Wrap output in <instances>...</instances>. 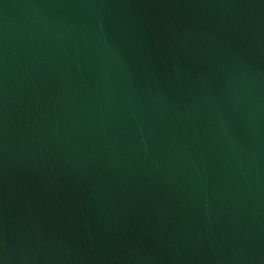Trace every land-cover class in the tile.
Here are the masks:
<instances>
[{
    "label": "water",
    "instance_id": "1",
    "mask_svg": "<svg viewBox=\"0 0 264 264\" xmlns=\"http://www.w3.org/2000/svg\"><path fill=\"white\" fill-rule=\"evenodd\" d=\"M0 264H264V0H0Z\"/></svg>",
    "mask_w": 264,
    "mask_h": 264
}]
</instances>
